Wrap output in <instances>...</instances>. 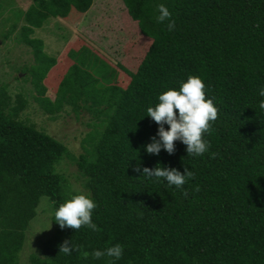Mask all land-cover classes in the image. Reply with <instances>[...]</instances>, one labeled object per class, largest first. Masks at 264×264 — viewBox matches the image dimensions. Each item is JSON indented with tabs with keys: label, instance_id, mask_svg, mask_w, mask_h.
<instances>
[{
	"label": "trees",
	"instance_id": "1",
	"mask_svg": "<svg viewBox=\"0 0 264 264\" xmlns=\"http://www.w3.org/2000/svg\"><path fill=\"white\" fill-rule=\"evenodd\" d=\"M29 1L19 33L33 56L23 69L33 89L0 86V264L21 263L43 196L52 204L54 231L27 264H108L111 258L92 253L116 243L124 252L115 264H264V97L258 94L264 0H119L132 19L124 28L136 30L138 49L127 47L138 55L132 70L114 68L78 41L70 40L59 57L48 56L43 41L31 37L50 17L66 18L74 9L80 18L92 0ZM159 4L172 13L171 32L167 21H156ZM188 76L203 80L218 109L204 137L209 151L188 156L186 145L174 141L171 155L147 153L158 130L147 108ZM47 78L56 83L53 98ZM81 109L91 115L90 131L81 137L82 152L70 157L45 120ZM66 156L76 172L61 170ZM155 166L188 168L195 176L177 188L143 175ZM70 176L83 188H74ZM80 192H90L98 205L95 231L61 229L54 221V210ZM66 240L75 246L70 255L59 252Z\"/></svg>",
	"mask_w": 264,
	"mask_h": 264
},
{
	"label": "rangeland",
	"instance_id": "2",
	"mask_svg": "<svg viewBox=\"0 0 264 264\" xmlns=\"http://www.w3.org/2000/svg\"><path fill=\"white\" fill-rule=\"evenodd\" d=\"M121 2L119 0H92L88 11L80 18L78 17L80 14L74 9H71L66 18L50 17L41 27L34 29L31 37L43 41L42 51L48 56L57 58L62 54L64 47L70 43V40L78 41L79 46L86 45L114 68L118 67L117 64H122L132 70L138 55L133 49L131 50L133 53L127 54V47L130 45L138 49L132 41L136 30L134 26L127 27L128 30L124 28V26H128L127 22L130 17L127 18V13ZM28 3L31 2L29 0H0V86L8 83L10 89H20L21 87L26 89L28 87V92H31L33 89L31 83H26L27 79L31 77L28 75V78L23 69L33 63V56L29 46L20 39L19 33L21 25L24 23L23 13ZM115 20L120 22L117 24V28L113 25ZM130 29L133 31V35ZM132 36L133 38H131ZM55 69L56 66L52 68L50 74L55 73ZM57 71L60 72L59 69ZM112 79L114 80V78ZM44 84L48 89V94H46L53 98L56 83L50 82L47 78L44 80ZM90 121V113L81 109L78 113L71 110L61 111L55 118L46 119L45 124L49 133L60 139L67 147L68 155L76 157L82 152L81 137L84 132L90 131L88 125ZM70 157H64L60 163L61 170L66 174L77 171L76 164ZM70 181L74 188H83L80 180L70 176ZM51 214V202L46 196L41 197L36 208V215L29 223L19 252L20 264H27L28 257L32 253L38 252L41 243L53 233Z\"/></svg>",
	"mask_w": 264,
	"mask_h": 264
},
{
	"label": "clouds",
	"instance_id": "3",
	"mask_svg": "<svg viewBox=\"0 0 264 264\" xmlns=\"http://www.w3.org/2000/svg\"><path fill=\"white\" fill-rule=\"evenodd\" d=\"M157 23L167 21L168 31L175 29V21L171 19L172 13L164 4L157 5ZM260 97H264V86L259 88ZM264 109V100L259 104ZM149 116L158 125L155 136L146 144L145 151L149 154L158 155L161 149L169 155L175 151L174 141H180L186 145L188 156H203L210 149V142L205 139V134H210L212 122L217 119L218 109L211 98H206L205 84L199 76H188L178 89L169 88L158 95V103L147 108ZM169 127L167 130L164 125ZM143 175L155 178L159 181L163 178L169 186L182 188L185 183L194 178L195 173L184 168L183 173L175 168L157 167L143 168ZM97 203L90 192H80L71 195L54 210L55 222L61 229L70 227L79 230L86 227L93 231L97 225L92 220L93 210ZM75 249L70 240L64 241L59 246V252L70 255ZM123 246L116 243L106 247L103 251L94 250L92 255L99 259L102 256L111 258L108 264H115L123 256Z\"/></svg>",
	"mask_w": 264,
	"mask_h": 264
}]
</instances>
